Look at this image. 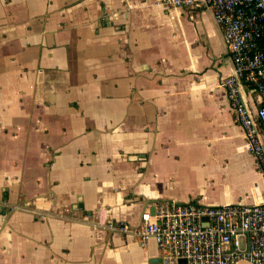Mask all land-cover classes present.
Here are the masks:
<instances>
[{"label": "crops", "instance_id": "crops-1", "mask_svg": "<svg viewBox=\"0 0 264 264\" xmlns=\"http://www.w3.org/2000/svg\"><path fill=\"white\" fill-rule=\"evenodd\" d=\"M161 1L0 0V264H163L108 224L264 193L221 28Z\"/></svg>", "mask_w": 264, "mask_h": 264}, {"label": "built area", "instance_id": "built-area-1", "mask_svg": "<svg viewBox=\"0 0 264 264\" xmlns=\"http://www.w3.org/2000/svg\"><path fill=\"white\" fill-rule=\"evenodd\" d=\"M200 3L211 10L222 30L233 66L221 85L235 121L244 130L247 150L264 175V0ZM160 4L167 10L197 5L196 0H162ZM106 18L112 23V13ZM244 84L258 95L255 110L241 93ZM108 228L135 237L142 246L153 240L163 264H264V193L250 204L156 202L141 212L138 224L116 221Z\"/></svg>", "mask_w": 264, "mask_h": 264}, {"label": "water", "instance_id": "water-1", "mask_svg": "<svg viewBox=\"0 0 264 264\" xmlns=\"http://www.w3.org/2000/svg\"><path fill=\"white\" fill-rule=\"evenodd\" d=\"M154 262H161V259H157V260L155 259ZM181 262H184V260H181L180 263H181Z\"/></svg>", "mask_w": 264, "mask_h": 264}, {"label": "rangeland", "instance_id": "rangeland-1", "mask_svg": "<svg viewBox=\"0 0 264 264\" xmlns=\"http://www.w3.org/2000/svg\"><path fill=\"white\" fill-rule=\"evenodd\" d=\"M218 192V191H217Z\"/></svg>", "mask_w": 264, "mask_h": 264}]
</instances>
